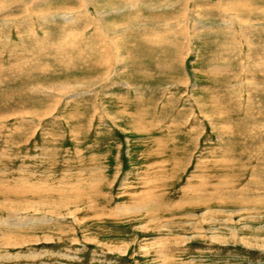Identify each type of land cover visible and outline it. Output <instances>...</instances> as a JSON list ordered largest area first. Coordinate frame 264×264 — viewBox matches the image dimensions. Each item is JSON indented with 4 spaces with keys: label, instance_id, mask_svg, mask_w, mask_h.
I'll use <instances>...</instances> for the list:
<instances>
[{
    "label": "rangeland",
    "instance_id": "obj_1",
    "mask_svg": "<svg viewBox=\"0 0 264 264\" xmlns=\"http://www.w3.org/2000/svg\"><path fill=\"white\" fill-rule=\"evenodd\" d=\"M135 1L1 8L0 264H264V0Z\"/></svg>",
    "mask_w": 264,
    "mask_h": 264
},
{
    "label": "bare ground",
    "instance_id": "obj_2",
    "mask_svg": "<svg viewBox=\"0 0 264 264\" xmlns=\"http://www.w3.org/2000/svg\"><path fill=\"white\" fill-rule=\"evenodd\" d=\"M138 1V0H137ZM147 1H149V0H147ZM147 1H146V3H143V1L142 2H138V5L140 6V5H142V6H144V8L146 7L147 9H148V4H147ZM17 2V0H1L0 1V11H1V8L3 9V8H5V7H8L11 3H16ZM136 2V1H135ZM152 2V1H151ZM140 3V4H139ZM127 4V3H126ZM112 6H110L109 8H116V5L115 4H111ZM138 5H137V2L136 3H134V4H132V6H130L129 5V9L131 10V8L134 10V9H137V7H138ZM152 6V5H151ZM97 12V11H96ZM101 14V13H100ZM103 16V15H102ZM69 17V16H68ZM61 18V17H60ZM69 19V18H68ZM135 21V20H134ZM137 21V20H136ZM4 22V21H3ZM143 26V25H142ZM107 30V29H106ZM94 43V42H93ZM75 45V44H74ZM77 47V46H76ZM74 49V48H73ZM84 56H85V54H83Z\"/></svg>",
    "mask_w": 264,
    "mask_h": 264
}]
</instances>
